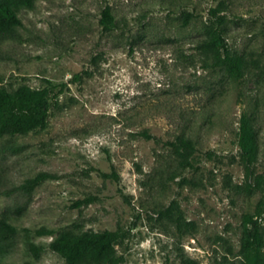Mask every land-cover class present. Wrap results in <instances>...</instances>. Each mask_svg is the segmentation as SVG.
Here are the masks:
<instances>
[{
	"label": "rangeland",
	"instance_id": "rangeland-1",
	"mask_svg": "<svg viewBox=\"0 0 264 264\" xmlns=\"http://www.w3.org/2000/svg\"><path fill=\"white\" fill-rule=\"evenodd\" d=\"M19 17L0 39V84L52 90L45 128L0 138V191L55 176L0 194L18 229L0 264H67L53 237L104 229L121 233L116 264H240L243 214L261 196L245 189L244 112L257 131L254 172L264 170V0H35ZM211 37L242 57L240 75L212 65L199 46ZM177 136L193 141L194 167L167 144ZM42 226L54 232L35 234Z\"/></svg>",
	"mask_w": 264,
	"mask_h": 264
},
{
	"label": "trees",
	"instance_id": "trees-1",
	"mask_svg": "<svg viewBox=\"0 0 264 264\" xmlns=\"http://www.w3.org/2000/svg\"><path fill=\"white\" fill-rule=\"evenodd\" d=\"M35 0H0V39L14 37L17 27L22 24L19 11L32 8ZM218 8H213L216 13ZM103 29L110 30L114 25V15L109 7L101 10L99 19ZM202 49L210 51L213 56L212 65L224 66L234 74L240 75L243 70V59L240 55L230 52L215 37L205 38L199 42ZM51 85V82L47 80ZM52 90L49 86L40 88L29 84H20L14 88H7L0 84V138L5 135L24 134L29 131L45 128L49 112L44 106L45 99ZM146 138L153 136L147 131H142ZM238 154L244 167L248 181L245 183L247 191H259L254 210L243 214V240L241 242L240 264H264V233L262 219L264 218V170L254 172V162L258 156L257 131L253 125L252 117L242 113L239 118L237 131ZM180 156L183 168L194 167L192 154L196 150L189 137L177 136L173 141H167ZM212 152L209 151L208 154ZM103 176L111 174L101 172ZM113 175L116 176L115 173ZM55 175L48 172H39L26 178L18 185L0 191V194L10 195L16 191L30 193L37 185ZM94 199L93 195L74 201V206L88 204ZM23 205H17L13 213L20 214ZM10 211L0 213V252L6 253L11 249L12 240L18 229L11 221ZM26 232L29 228H24ZM37 235L52 234L53 229L39 227L33 230ZM121 233L118 230L104 229L100 231L86 230L78 233L62 231L49 242V248L57 252L67 264H116L114 245L118 242ZM30 251L35 257L41 254L43 247L30 244ZM195 264L194 261H192Z\"/></svg>",
	"mask_w": 264,
	"mask_h": 264
}]
</instances>
